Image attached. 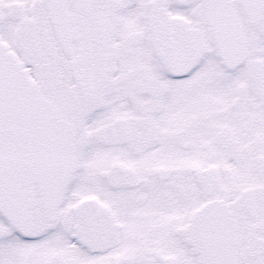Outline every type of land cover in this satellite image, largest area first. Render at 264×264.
Segmentation results:
<instances>
[{
    "label": "snow or ice",
    "instance_id": "obj_1",
    "mask_svg": "<svg viewBox=\"0 0 264 264\" xmlns=\"http://www.w3.org/2000/svg\"><path fill=\"white\" fill-rule=\"evenodd\" d=\"M0 264H264V0H0Z\"/></svg>",
    "mask_w": 264,
    "mask_h": 264
}]
</instances>
